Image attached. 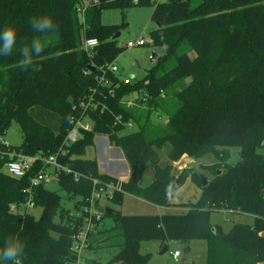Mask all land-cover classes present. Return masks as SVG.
Instances as JSON below:
<instances>
[{
    "label": "trees",
    "instance_id": "1",
    "mask_svg": "<svg viewBox=\"0 0 264 264\" xmlns=\"http://www.w3.org/2000/svg\"><path fill=\"white\" fill-rule=\"evenodd\" d=\"M131 7H154L157 28L151 40L164 54L143 80L131 85L109 74L115 92L107 111L89 116L93 133L81 132L59 160L83 176L78 182L65 173L58 178L59 190L76 201L73 210L63 208L58 192L42 184L32 192L34 207L42 210L39 219L12 213L11 206L27 202L31 179L45 168L36 163L28 177L15 179L6 174L7 163L17 155L49 158L63 148L81 117L80 102L99 87L102 70L124 52L113 40L120 29L102 25L101 12ZM44 15L58 25L48 34L29 24ZM8 25L17 30V43L12 54L0 56V249L6 240L19 239L24 245L20 264L77 263L74 238L84 230L83 210L94 190L90 179L117 183L99 171L96 159L86 158L96 136H104L121 150L130 171L121 192L109 199L115 206H122L128 195L167 207L188 178L202 192L182 214L123 215L113 209L115 227L88 232V250L117 247L107 264H150V255L140 252L142 242L205 241L207 264H264V156L259 154L264 148V0H0V31ZM33 39L42 42L44 51L24 69L20 49ZM89 39L99 43L91 55L83 48ZM133 94L140 95L136 105L124 104ZM33 107L61 119L58 133L31 117ZM155 114L165 125L154 122ZM118 117L123 124L116 123ZM12 121L23 135L16 148L3 140ZM128 122L134 131H127ZM166 145L171 152L163 166L158 152ZM233 147L241 150V159L232 166L224 149ZM208 155L216 163L200 168L209 175L207 187L202 188L201 173L193 168L172 175L173 164L183 157L199 161ZM149 169L153 182L143 188ZM220 211L254 222L236 224L225 233L211 223L212 214Z\"/></svg>",
    "mask_w": 264,
    "mask_h": 264
},
{
    "label": "rangeland",
    "instance_id": "2",
    "mask_svg": "<svg viewBox=\"0 0 264 264\" xmlns=\"http://www.w3.org/2000/svg\"><path fill=\"white\" fill-rule=\"evenodd\" d=\"M161 3H165L168 0H160ZM154 7H131L125 9H111L103 10L100 15L101 24L104 26H117L120 37L118 39L119 47L125 46L129 41H137L138 39L144 38L146 43L143 47H135L132 49H125L123 54L117 59V65L119 66L122 74L131 77L132 82L143 80L147 73L157 65L158 57H161L165 49L162 47L153 46L151 40V33L156 30L157 25L152 21V14ZM153 55L157 56L156 61L153 62ZM119 59H121L119 61ZM140 97L138 94H133L125 98V101H137ZM31 111V112H30ZM31 115L42 121L43 124H47L50 127L59 128L60 118L42 108L33 107L30 109ZM44 113V117H39V114ZM158 114L154 116V122L165 125V120L158 119ZM45 122V123H44ZM134 127L131 131H134ZM99 137V136H98ZM108 138V137H106ZM4 142L14 148L20 147L23 143L22 132L16 123L12 121L4 138ZM223 150V149H220ZM230 159L229 165H236L241 159V150L239 148H227ZM171 152V146L166 145L162 150L158 152L161 165H165L168 161V155ZM98 147L97 145L93 148L88 149L86 158L96 159L98 158ZM259 154L264 156V148L259 150ZM187 157V156H185ZM190 159V158H189ZM193 160V159H192ZM192 162H183L180 165L181 170H177L174 166L172 175L181 173L184 169L193 168L197 172L203 173L200 169L202 166L214 165L216 158L213 155H208L199 161L193 160ZM106 174V173H105ZM204 174V173H203ZM208 175V174H206ZM209 176V175H208ZM154 177V172L148 170L145 177L141 181V187L146 188L151 185ZM49 189L58 194L62 198V206L67 210H73L74 203L76 201H68L66 194L59 190L57 184L52 183ZM201 189L196 186L190 178L187 179L185 185L178 190V192L172 197L175 203L195 204L198 202L201 196ZM98 211L100 215H104V212L109 210H117L123 215H160V214H180L178 211H161L159 207L147 204L141 199L125 196L123 199L122 206H115L109 200H102L99 204ZM104 208V210H103ZM178 208L187 209L186 205L179 206ZM104 211V212H103ZM41 208H34L29 211L35 219H39L41 216ZM249 216L233 214L229 211H220L213 213L211 216V223L213 225H219L222 227L225 233L229 232L230 229L236 224L251 225ZM99 229L111 230L115 227L113 218L109 215L103 216L101 221L98 223ZM165 246L160 248V242H142L140 245V252L142 255H150V264H175L173 262L170 252L179 250L182 254L181 262L177 264H207V243L205 241H191L188 244H184L181 241L171 243L169 245V252L163 256L159 254L163 251ZM119 252L117 247L103 248L98 250H85L81 256L80 264H89L87 260L96 261L101 264H107L112 258Z\"/></svg>",
    "mask_w": 264,
    "mask_h": 264
},
{
    "label": "built area",
    "instance_id": "3",
    "mask_svg": "<svg viewBox=\"0 0 264 264\" xmlns=\"http://www.w3.org/2000/svg\"><path fill=\"white\" fill-rule=\"evenodd\" d=\"M154 4L161 3L160 0H152ZM137 4V2H134ZM146 43L144 38L138 39L137 41H129L122 48L132 49L135 47H143ZM99 43L95 39H89L84 42L83 48L85 52L89 55L93 53L95 49H97ZM102 75L98 78L99 87L90 92V94L80 102L79 109L81 111V117L73 123V128L68 132V135L64 141L63 148L53 156L49 158H40V157H27L24 155H17L11 159L9 163H7L5 167V172L10 177L15 179H24L28 177L34 168L36 163H41L44 166V170H41L35 177L31 179L30 188L27 190L29 199L25 204L21 207L11 206V212L15 214H25L29 213L31 209H34L33 196L32 192L34 189L38 188L40 185H51L52 183L58 184V178L62 173L67 175H74L75 181L78 182L82 175L74 172L71 168L66 167L60 163V159L66 156V151L76 144L80 138L81 132L85 133H93L94 126L92 121L89 119L91 114L99 113L103 115L107 110L106 102L108 98L113 95L115 92L112 88L113 82L109 79V74H112L118 78V80L124 85H131L132 79L130 78H120L119 69L115 64L108 66L106 69L102 70ZM118 87V85H116ZM131 96V95H130ZM124 104L128 106H135L136 101H125ZM117 124H123V119L118 117L116 119ZM127 131L133 129L134 125L132 122H128L124 124ZM98 137V136H96ZM99 138L103 139L107 143H109V139L104 136H99ZM92 184L94 186L93 194L88 201V205L84 207L83 216H84V230L77 235L74 240L75 244L73 247L74 252L78 255V260L76 264H80L81 256L85 250H88L87 243V234L90 231H93L98 223L101 221L103 215L99 214L98 206L101 204L102 200H109L113 197L115 193L121 192V186L124 183L121 179H116L117 183H110L106 185H102L98 180H93ZM104 210V208H103ZM104 212V211H103ZM264 236V233H262ZM174 261L178 262L181 256L180 252H174L171 254Z\"/></svg>",
    "mask_w": 264,
    "mask_h": 264
},
{
    "label": "clouds",
    "instance_id": "4",
    "mask_svg": "<svg viewBox=\"0 0 264 264\" xmlns=\"http://www.w3.org/2000/svg\"><path fill=\"white\" fill-rule=\"evenodd\" d=\"M31 29L37 33L48 34L53 32L58 25L53 23V20L47 16L32 17L29 20ZM17 43V30L8 25L0 31V56H9L13 53V49ZM44 51L42 42L39 39H33L31 45L24 46L20 49V66L24 69H28L33 63V57L40 55ZM165 195L168 197L171 194L166 190ZM24 251V245L19 239H12L5 241V246L0 249V260L4 264H8L9 261L12 264H20V256Z\"/></svg>",
    "mask_w": 264,
    "mask_h": 264
},
{
    "label": "crops",
    "instance_id": "5",
    "mask_svg": "<svg viewBox=\"0 0 264 264\" xmlns=\"http://www.w3.org/2000/svg\"><path fill=\"white\" fill-rule=\"evenodd\" d=\"M120 60L121 59H119V61ZM114 64L119 69V76H120V78H127V76H125V75L122 74V71L120 70L119 66L117 65V62H115ZM128 78L131 79V77H128ZM30 112H29V114L31 115ZM44 115H45L44 113L39 114V117H44ZM31 117L34 118L32 115H31ZM34 119L38 123H40V120H37L36 118H34ZM40 124L43 125V126H46V127L50 128L55 133H58V131H59L60 127H61L62 121L60 119V126L57 129L54 128V127H50L47 124H43L42 121H41ZM94 143H95V146L97 145V147H98V153H97L98 158H96V160L98 162L99 171L102 174H105L106 173V175H108L110 177H113L115 179H121V180H123L124 183L127 182L128 179H129V173H130V171H129V167L127 165V162L124 159V156H123L121 150H119L117 148H114L110 143H107L106 141H104L103 139H101L99 137H96L95 138ZM181 161L187 162L186 161V157H183L178 163L173 164V170H174V166L177 167L176 168L177 170H179V171L181 170V168L178 167V165L181 163ZM189 162L195 163L192 159H190ZM178 174H180V173H178ZM123 176H124V178H123ZM152 182H153V180H152ZM130 197H132V196H130ZM173 198H171L169 200V203H168V206L167 207H159V209L161 211H178V212H180V214L186 213L188 211V209H182V208H178V207L179 206H184V205H187V204H185V203H181V204L180 203H175L173 201ZM147 204H149V203H147ZM160 215H165V214H160ZM249 219L251 220V225H252L253 222H254V219L252 217H250ZM172 243H174V242H172ZM170 244L171 243H168L167 246H165V247H167L169 249V245ZM186 246H188V245H186ZM162 247H163V245L160 243V248H162ZM174 252H180V251L179 250H175L173 252H170V256ZM181 257H182V254H181L180 258H179V261L176 262V261L173 260V258L171 256V258H172L173 262H175V264L181 262Z\"/></svg>",
    "mask_w": 264,
    "mask_h": 264
},
{
    "label": "water",
    "instance_id": "6",
    "mask_svg": "<svg viewBox=\"0 0 264 264\" xmlns=\"http://www.w3.org/2000/svg\"><path fill=\"white\" fill-rule=\"evenodd\" d=\"M119 37H120V34L117 33V34L115 35V37L113 38V40L116 41V40L119 39ZM156 59H157V56H156V55H153V62L156 61ZM186 161L189 162L190 159H189L188 157H186ZM183 162H184V161H181V163L178 165V167H180V165H181ZM184 163H185V162H184ZM200 180H201V186H202V188H205V187H207V186L210 184V179L207 178V176L204 175V174H201V175H200ZM45 187H46V188H49V185H46ZM106 213H107L108 215H111V214L113 213V211L107 209ZM168 252H169V249H168L167 247H164L163 251H162L159 255H160V256H163V255H165V254L168 253Z\"/></svg>",
    "mask_w": 264,
    "mask_h": 264
},
{
    "label": "bare ground",
    "instance_id": "7",
    "mask_svg": "<svg viewBox=\"0 0 264 264\" xmlns=\"http://www.w3.org/2000/svg\"><path fill=\"white\" fill-rule=\"evenodd\" d=\"M123 178H124V176H123Z\"/></svg>",
    "mask_w": 264,
    "mask_h": 264
}]
</instances>
